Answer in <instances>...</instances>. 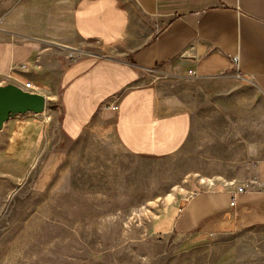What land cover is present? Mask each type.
Here are the masks:
<instances>
[{
    "label": "crops",
    "instance_id": "1",
    "mask_svg": "<svg viewBox=\"0 0 264 264\" xmlns=\"http://www.w3.org/2000/svg\"><path fill=\"white\" fill-rule=\"evenodd\" d=\"M0 10V88H44L41 95L62 107V128L73 139L92 122L108 123L129 154L166 158L192 143L199 90L211 89L207 102L222 114L228 106L218 109L214 97L229 98L230 90L250 85L264 98V0H0ZM64 16L76 41L96 51L56 76L35 44L53 41ZM116 101L114 112L108 105ZM239 123L237 134L221 137L235 146L228 147L231 178L194 193L170 224L173 234L264 232V120ZM27 127L25 135L16 132L30 138L39 125ZM249 183L255 185L231 207L236 187Z\"/></svg>",
    "mask_w": 264,
    "mask_h": 264
},
{
    "label": "rangeland",
    "instance_id": "2",
    "mask_svg": "<svg viewBox=\"0 0 264 264\" xmlns=\"http://www.w3.org/2000/svg\"><path fill=\"white\" fill-rule=\"evenodd\" d=\"M65 16L54 24L58 40L35 44L40 61L54 62L56 76L96 51L76 41ZM206 90L194 97L200 106L192 143L166 158L129 154L108 123L92 122L81 136L69 137L54 101L46 100L43 114L11 117L0 130V264H264V232L169 231L194 193L208 190L212 179L231 178L227 158L235 146L222 145V135L237 134L239 122L264 120V98L252 86L215 96L218 109L228 106L224 114L210 107ZM28 124L39 127L22 138L16 131L25 135Z\"/></svg>",
    "mask_w": 264,
    "mask_h": 264
},
{
    "label": "water",
    "instance_id": "3",
    "mask_svg": "<svg viewBox=\"0 0 264 264\" xmlns=\"http://www.w3.org/2000/svg\"><path fill=\"white\" fill-rule=\"evenodd\" d=\"M47 102L44 96L25 92L19 87L0 88V130L15 115L43 114Z\"/></svg>",
    "mask_w": 264,
    "mask_h": 264
},
{
    "label": "built area",
    "instance_id": "4",
    "mask_svg": "<svg viewBox=\"0 0 264 264\" xmlns=\"http://www.w3.org/2000/svg\"><path fill=\"white\" fill-rule=\"evenodd\" d=\"M23 67L26 68L25 66H23ZM23 89H24V91L30 92V93H35L36 92V87L31 82H27L24 85V88ZM108 108L110 110L116 112L119 109V105H118V103L116 101L114 103H110L108 105ZM253 185H255V184L249 183V185L237 186L236 189H235V191H234V193H233L234 199H233V203L231 204V207H235L237 196L240 195V194H244V193L248 192L249 189L253 188Z\"/></svg>",
    "mask_w": 264,
    "mask_h": 264
},
{
    "label": "bare ground",
    "instance_id": "5",
    "mask_svg": "<svg viewBox=\"0 0 264 264\" xmlns=\"http://www.w3.org/2000/svg\"><path fill=\"white\" fill-rule=\"evenodd\" d=\"M209 183L211 184V183H212V181L210 180V181H209Z\"/></svg>",
    "mask_w": 264,
    "mask_h": 264
}]
</instances>
